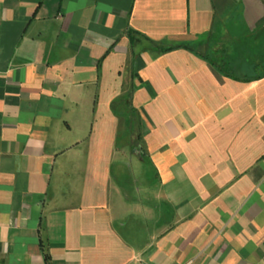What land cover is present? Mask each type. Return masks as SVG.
I'll return each mask as SVG.
<instances>
[{
	"label": "crops",
	"instance_id": "1",
	"mask_svg": "<svg viewBox=\"0 0 264 264\" xmlns=\"http://www.w3.org/2000/svg\"><path fill=\"white\" fill-rule=\"evenodd\" d=\"M263 72L264 0H0V264H264Z\"/></svg>",
	"mask_w": 264,
	"mask_h": 264
},
{
	"label": "rangeland",
	"instance_id": "2",
	"mask_svg": "<svg viewBox=\"0 0 264 264\" xmlns=\"http://www.w3.org/2000/svg\"><path fill=\"white\" fill-rule=\"evenodd\" d=\"M201 51L214 58V54L208 52L204 48H199ZM132 128H123V139L118 143V146L123 151L122 164L124 175H122L121 183L133 189V194L138 191L139 197H145L149 194H157L159 180L156 174V168L152 161H141L135 153V148L132 149L131 137ZM118 162V159L116 160ZM119 183V180L118 182ZM137 190V191H136ZM151 191V192H150ZM156 200V199H155Z\"/></svg>",
	"mask_w": 264,
	"mask_h": 264
},
{
	"label": "trees",
	"instance_id": "3",
	"mask_svg": "<svg viewBox=\"0 0 264 264\" xmlns=\"http://www.w3.org/2000/svg\"><path fill=\"white\" fill-rule=\"evenodd\" d=\"M141 36H143V35H141ZM134 41H135L134 38H132V42H134ZM155 45L161 51H170V50H174L177 48V46H166L162 43H155ZM198 54H200L202 57H204L206 60H208L212 65H215L224 75H226L228 77H233V78H235L237 80H241V81H253V80L258 79V78H241L239 76H235L227 68L223 67L222 65H219V63L217 61H215L209 55L203 54L201 52L200 53L198 52ZM263 75H264V72L260 76H263ZM46 264H52L51 258L48 255H46Z\"/></svg>",
	"mask_w": 264,
	"mask_h": 264
}]
</instances>
